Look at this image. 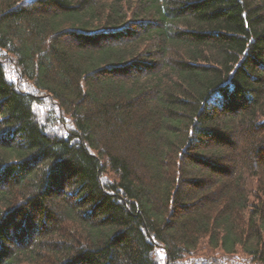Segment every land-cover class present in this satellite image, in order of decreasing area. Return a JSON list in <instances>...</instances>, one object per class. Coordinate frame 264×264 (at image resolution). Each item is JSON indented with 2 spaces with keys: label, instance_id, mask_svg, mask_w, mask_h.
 Wrapping results in <instances>:
<instances>
[{
  "label": "trees",
  "instance_id": "1",
  "mask_svg": "<svg viewBox=\"0 0 264 264\" xmlns=\"http://www.w3.org/2000/svg\"><path fill=\"white\" fill-rule=\"evenodd\" d=\"M0 264H264V0H0Z\"/></svg>",
  "mask_w": 264,
  "mask_h": 264
}]
</instances>
